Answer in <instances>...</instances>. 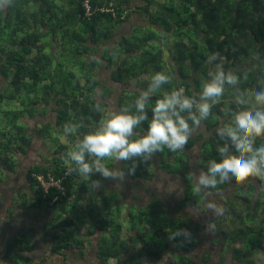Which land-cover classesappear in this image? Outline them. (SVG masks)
<instances>
[{
  "label": "trees",
  "instance_id": "16d2710c",
  "mask_svg": "<svg viewBox=\"0 0 264 264\" xmlns=\"http://www.w3.org/2000/svg\"><path fill=\"white\" fill-rule=\"evenodd\" d=\"M84 1L8 0L0 9V113L6 118L0 122V165L11 163L13 141L24 140L25 127L16 121L22 115L54 113L55 125L48 123L40 133H47L50 126L62 133L63 127L69 125L75 129L68 139L74 145L112 112L109 100H114L116 111L130 107L146 87V76L163 71L171 77L170 83L152 98L154 103L173 90L183 89L186 95H194L207 79V72L219 63L240 79L236 86H226L209 119L201 123L205 129H197L181 152L171 153L165 148L147 161L136 159L120 164L125 173L135 168L136 177L152 180L159 162L161 169L181 177L184 192L180 204L205 211L202 205L207 195L197 192L192 183L189 150L199 147L200 166L206 171L209 160L220 159L217 148L223 141L216 129L230 122V113L255 107L252 94L264 87V0H89L90 17L85 15ZM103 7L112 10H102ZM136 13L143 15L145 24H128L129 33L126 27L120 30ZM213 53L218 58L209 64L208 56ZM107 73L110 82L104 81ZM142 78L144 83H140ZM113 83L120 85L119 91ZM134 84L135 89H123ZM8 100H18L22 108L9 110L15 107L8 106L15 103ZM146 111L150 119V107ZM146 128L147 121L139 131ZM260 144H264V137L257 140ZM61 147L69 148L66 144ZM16 149H22L21 144ZM172 162L175 168H170ZM66 167L61 153L54 167L35 166L29 173L38 184L37 201L52 204L56 210L61 208L66 214L65 224L58 221L56 225L61 227L52 235L56 254L82 249L87 240L89 244L90 238L83 237L80 231L89 224L92 233L95 229L103 231L96 249L103 264H118L122 255L131 250V264H143V258L152 260L149 264H160L165 253L170 256L168 264H198L193 252L201 249L204 242V224L180 210L172 214L163 207V198L158 194L145 203L128 206L115 196L117 191L106 187L94 194L97 201L91 203L90 210H82L76 218L81 208L71 201L77 192L84 195L87 190L82 178L66 175ZM34 172L51 174L55 179L64 177V192L55 186L44 193ZM93 179L101 183L107 180L98 174ZM230 187L240 192L223 198L222 218L214 226V241L220 245L217 264L225 263L228 251L241 262L245 259L255 264L251 257L255 252H264V179L225 182L207 193L223 196ZM133 199L140 200L136 194ZM113 205L119 206L115 214L111 213ZM67 206L71 207L68 213ZM226 222L229 228L228 224L223 226ZM177 230L188 235L170 239ZM32 249L30 236L24 235L8 243L4 257L10 264H35L25 254ZM203 254L202 261L208 262L210 251L204 250Z\"/></svg>",
  "mask_w": 264,
  "mask_h": 264
},
{
  "label": "clouds",
  "instance_id": "9594fccd",
  "mask_svg": "<svg viewBox=\"0 0 264 264\" xmlns=\"http://www.w3.org/2000/svg\"><path fill=\"white\" fill-rule=\"evenodd\" d=\"M8 0H0V9ZM218 54L208 56L207 62L216 61ZM239 76L225 70L222 64L207 72V79L194 95H186L183 89L173 90L157 96L171 81L170 75L156 71L146 77L147 84L136 95L130 107L111 112L102 118L97 127L78 138L74 145L64 154L66 175L82 178L90 190L101 186L97 174L103 179L124 181L126 175L134 173L109 167L107 160L128 161L139 159L147 161L154 154L165 148L171 152L183 150L189 138L203 121L209 119L213 107L225 94L226 86L234 87L239 83ZM254 108L230 113V122L216 129L217 136L223 141L217 152L220 159H211L207 170L192 175V183L197 192L216 189L225 182L242 183L251 177L264 179V144L257 145V140L264 137V87L254 91L251 97ZM237 103H240L237 100ZM150 107L149 119L147 108ZM147 121V128H143ZM75 129L69 125L63 127L65 135ZM210 210L220 213L222 209L214 204ZM210 223L208 229L214 228ZM188 233L177 230L170 239Z\"/></svg>",
  "mask_w": 264,
  "mask_h": 264
},
{
  "label": "crops",
  "instance_id": "0c3cea01",
  "mask_svg": "<svg viewBox=\"0 0 264 264\" xmlns=\"http://www.w3.org/2000/svg\"><path fill=\"white\" fill-rule=\"evenodd\" d=\"M142 16L143 15L141 13L133 14L127 22L121 25L120 30L125 28V26L128 24H131L132 26L138 24L144 25V20V23H136L139 18L144 19ZM145 81L146 80L142 78L140 83H144ZM135 85L136 84L132 86L126 85L127 87H124L123 89H135ZM15 104L9 105L8 107H15ZM16 105H18V109L21 108L20 103L17 102ZM3 115V113H0L1 123L6 120L5 116L3 118ZM19 119H22V121L28 123V127L24 125V140L21 141V139H15L13 141L14 148L12 150V161L9 163L11 165H0V264H10L4 257L8 243L15 238H21L24 235L30 236L33 245V249L25 252V254L32 257L35 264H85L88 262V257L92 252L91 247L93 246L96 257L95 260H100L96 256V249L97 243L103 231L95 229L96 232L92 233L91 226L89 224H86L80 229L83 237L90 238L91 242H89V244L87 240L82 249L72 248L65 250L63 252L64 255L56 254L53 251L52 235L61 227H57L56 225L58 222L56 218V207L43 201H41V203L37 201L36 185L38 184L31 180L29 173L30 170L35 166H45L49 168L55 166L57 152L52 151V147L46 143L48 139H51L50 132L48 130L46 134L40 133V130L46 127L48 123H52L53 126L55 125V115L52 116V112L50 111L46 114L37 112L34 116H30L29 114L22 115V117ZM204 129V124H201L198 128V130ZM31 133L35 135V138L32 137ZM20 144L22 149L17 150L16 147ZM194 147L198 149L200 154L199 147ZM193 148L189 150V156L191 155L190 151L193 150ZM199 158H201L200 155ZM115 162V168L120 169L121 161ZM107 181L108 179L103 181L101 186L95 190L84 192L83 199H86L88 193L98 194V192L103 189V187L120 192L117 189L111 188L110 185H107ZM144 181L146 180L141 179L143 184ZM144 186L146 185H143L142 187ZM260 189H262V186H259L258 191H260ZM134 194L135 193L132 194L131 201L125 202L128 204V206L135 202L133 199ZM136 195L139 196V194ZM152 195L153 194L151 193V197ZM123 198L124 196H122V199ZM139 198L141 200L140 196ZM150 198L147 201H149ZM171 205L176 207L178 203L173 201ZM163 207L167 208L165 201H163ZM69 216L72 217L73 214H69ZM94 235H97V237L94 238ZM238 245L241 246V244ZM132 251L133 250L122 255L121 259L118 261V264H121L123 261H125V259H129L130 261V254ZM229 252L231 254V258L235 260L234 264H244V262L242 263L240 260H237L233 257L232 251ZM256 253H260L264 256V252L262 251ZM113 263H116V261L113 260ZM100 264H103V261H101ZM255 264L259 263L255 261Z\"/></svg>",
  "mask_w": 264,
  "mask_h": 264
},
{
  "label": "rangeland",
  "instance_id": "374dc122",
  "mask_svg": "<svg viewBox=\"0 0 264 264\" xmlns=\"http://www.w3.org/2000/svg\"><path fill=\"white\" fill-rule=\"evenodd\" d=\"M143 17V16H142ZM143 18H139V20L136 23H144ZM128 26V25H126ZM125 26V27H126ZM125 32L129 33L130 32V28L126 27L125 28ZM2 81V85H5V81L3 79H1ZM104 81L110 82L109 80V75L107 73V75L104 76ZM113 85L115 86L116 90L119 91L120 90V85L118 83H113ZM123 86V85H122ZM10 103H16L18 100H8ZM111 102V108L110 110H112V112L115 110V104H114V100L111 99L109 100ZM6 101H4L3 107L5 106ZM22 108V106H21ZM20 108V109H21ZM9 110H18V107L15 106L14 109L10 108ZM19 113V112H18ZM111 113V111L108 112V115ZM52 116H54V114L52 113ZM12 118V117H11ZM18 122V124L20 125H26L28 127V123L22 121V119H18L16 120ZM49 132H50V138L48 139V141H46V143L52 147V151H56L59 154H65L67 152V150L69 148H71L73 145H70V142L68 141V139L71 137V134L65 135L63 132L58 133L56 131V129L52 126H50L49 128ZM55 129V130H54ZM32 137L35 138V135L33 133ZM46 134V133H45ZM62 144H66L69 146L68 149L61 147ZM181 152V151H179ZM191 155H190V164H191V172L192 174H198L200 171H205L203 166H200V158H199V152L198 149L196 147L193 148V150L190 151ZM59 154L56 155V161L58 162V158H59ZM181 157H183V154H180ZM112 160H107L106 163L108 164L109 167H116V162L114 161V163H112ZM203 164V163H202ZM176 164L175 163H171L170 168H175ZM155 171L157 173L156 177L153 178L152 180H146L143 182H141V179H139L138 177H135V175H126V178L124 181L120 182V181H114L112 179H108V181L106 182L107 185H110L111 188L117 189L120 192L117 191V193L115 194V196L118 199H122V196H124V198L122 199V202H127V201H131L132 198V194H139V196L141 197V200H134L135 202H139V203H143L145 201H147L150 197H151V193L154 195L158 194L159 196H161V198H163V201H165V203L167 204V208L170 210V212L172 214H175L176 212L183 211L185 214L190 215L191 219H193L194 221H198L201 222L202 224H204L206 226L205 232H204V242L202 243V247L201 249H197L195 251V253L193 252V255H195V259L198 258L199 262L198 264H217V262L219 261L220 258V245L217 244L214 239L216 237V230L214 228L212 229H208V225L210 223H213L217 226L220 223V219L222 218V216H220L221 214H223V205H224V200L223 198H226L227 196H232L233 192L236 191V193H239V189L236 188L234 189V187H230L227 192L225 193V195L221 196L218 195L217 193H207L206 196V200L204 202V204L202 205V207H205L204 210L202 212L203 209H197L194 207H186L181 203V199L183 197V192H184V186H183V182L182 179L179 175H174L171 174L169 172H167L164 169H161L159 167V162H156L155 164ZM135 177V178H134ZM83 185L86 186V190L90 191V189L88 188L87 184L85 182H81ZM143 185H146L144 187H142ZM82 191L81 192H77V194L75 195L73 201H71V203H74L76 205H78L81 209L79 212H77V216L78 214L81 216L82 215V210L83 212H88L90 210V205L91 203L94 201H97V198H95L94 194H89L86 196V199H83L82 197ZM152 195V196H153ZM173 201H175L176 203H178V205L175 207L173 205H171V203H173ZM226 201V199H225ZM96 204V203H95ZM210 204H214L216 205L218 208L222 209V212L217 213L214 212L212 210H210L209 205ZM83 207V208H82ZM119 206L117 205L116 207L113 205L112 207V214L116 213V208H118ZM71 207L67 206L66 210L67 213L70 212ZM178 209V210H177ZM52 210V209H51ZM63 211H61L60 209L56 210V218L57 221H60L62 224H65V215L64 213H62ZM83 213V214H84ZM105 213V212H104ZM68 215V214H67ZM60 216V217H59ZM105 216V214L103 215ZM107 216V214H106ZM59 217V218H58ZM228 224V228L230 227L229 222L224 223L223 226ZM90 228V227H88ZM87 228V229H88ZM94 233L96 232L95 230H93ZM97 235H94V238H96ZM94 244H95V239H94ZM210 251L211 253V259L208 262H204L202 261V257H203V251ZM91 253L90 256L88 257V262L85 264H100V260H95V254H94V246L91 247ZM255 254H257L255 252ZM226 261L225 263L227 264H234L235 260L231 258V254L230 252H226ZM252 259H254V261H257L259 264H264V256L260 253H258L257 255H253L251 257ZM151 260V259H150ZM170 261V256L169 254H164L162 259L159 261L160 264H168V262ZM244 262V264H250L248 262H246V260H242V263ZM113 262V260H112ZM143 264H149L152 262L149 261L148 259L143 258L142 259ZM121 264H131L129 259H125V261H123Z\"/></svg>",
  "mask_w": 264,
  "mask_h": 264
},
{
  "label": "built area",
  "instance_id": "2783aa9c",
  "mask_svg": "<svg viewBox=\"0 0 264 264\" xmlns=\"http://www.w3.org/2000/svg\"><path fill=\"white\" fill-rule=\"evenodd\" d=\"M84 6H85V15L87 17H90L92 11H91V6L89 4V0L84 1ZM105 9L112 10V8H107V7L102 8V10H105ZM33 177L39 183V185L44 189V193H48L50 188L55 187V186L58 187V189L62 192H64L65 190V187L62 182V179L64 177L55 179L53 175L45 174L43 172H34Z\"/></svg>",
  "mask_w": 264,
  "mask_h": 264
}]
</instances>
